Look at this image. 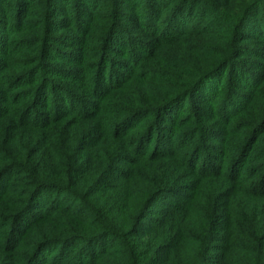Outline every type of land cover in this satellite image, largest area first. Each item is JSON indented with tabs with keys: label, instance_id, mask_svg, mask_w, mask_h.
Masks as SVG:
<instances>
[{
	"label": "trees",
	"instance_id": "16d2710c",
	"mask_svg": "<svg viewBox=\"0 0 264 264\" xmlns=\"http://www.w3.org/2000/svg\"><path fill=\"white\" fill-rule=\"evenodd\" d=\"M0 264H264V0H0Z\"/></svg>",
	"mask_w": 264,
	"mask_h": 264
}]
</instances>
